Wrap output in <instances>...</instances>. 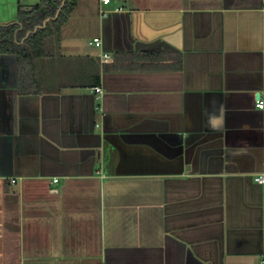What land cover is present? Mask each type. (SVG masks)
<instances>
[{
  "label": "crops",
  "instance_id": "1",
  "mask_svg": "<svg viewBox=\"0 0 264 264\" xmlns=\"http://www.w3.org/2000/svg\"><path fill=\"white\" fill-rule=\"evenodd\" d=\"M35 67L0 55V264H264V0H77Z\"/></svg>",
  "mask_w": 264,
  "mask_h": 264
},
{
  "label": "trees",
  "instance_id": "2",
  "mask_svg": "<svg viewBox=\"0 0 264 264\" xmlns=\"http://www.w3.org/2000/svg\"><path fill=\"white\" fill-rule=\"evenodd\" d=\"M61 2L62 0H40L30 7L18 6L16 21L20 28L16 24L0 27V55H15L19 73L29 75L35 73L36 59L46 56V43L59 40L60 29L67 21L77 0H65L56 19H52ZM46 18L50 20L46 22L43 29H38L22 44H18L26 32L33 30L36 26H41Z\"/></svg>",
  "mask_w": 264,
  "mask_h": 264
},
{
  "label": "built area",
  "instance_id": "3",
  "mask_svg": "<svg viewBox=\"0 0 264 264\" xmlns=\"http://www.w3.org/2000/svg\"><path fill=\"white\" fill-rule=\"evenodd\" d=\"M110 0H101V2L103 4H107ZM101 16H105V12H101ZM94 46L96 47H99L101 45V40L99 37H96V38H93L92 39V42H91ZM105 54L103 55V57L105 58ZM94 91L96 93H100L101 92V89L98 88V87H95L94 88ZM256 106L260 109H262L264 107V101L263 100H259L257 103H256ZM254 181L261 184L263 181H264V175H259V176H256L254 178ZM12 182H14V180H12Z\"/></svg>",
  "mask_w": 264,
  "mask_h": 264
},
{
  "label": "water",
  "instance_id": "4",
  "mask_svg": "<svg viewBox=\"0 0 264 264\" xmlns=\"http://www.w3.org/2000/svg\"><path fill=\"white\" fill-rule=\"evenodd\" d=\"M64 2H65V0H62L60 6L58 7V9H57V11H56V13H55V15H54V17H53L52 19H56V17L58 16L59 11H60L61 7L63 6ZM49 20H50V18H46V19L42 22V25H41V26H36V27L33 28V30L26 32L24 38H23L21 41H24L29 35L34 34L38 29H43V28L45 27L46 22L49 21ZM13 24L18 25L19 28H20V25L18 24V22L15 21V22H13ZM11 55H12L13 58L16 60L15 55H13V54H11Z\"/></svg>",
  "mask_w": 264,
  "mask_h": 264
}]
</instances>
